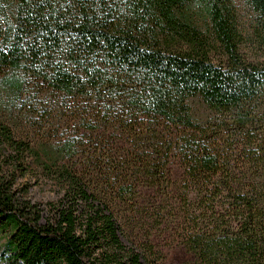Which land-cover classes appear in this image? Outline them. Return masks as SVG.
<instances>
[{"label": "trees", "instance_id": "16d2710c", "mask_svg": "<svg viewBox=\"0 0 264 264\" xmlns=\"http://www.w3.org/2000/svg\"><path fill=\"white\" fill-rule=\"evenodd\" d=\"M231 2L0 0V264H161L138 230L165 211V166L143 136L165 120L197 131L199 101L254 127L264 145V64L240 55ZM244 2L264 47V0ZM90 95L131 142L79 156L67 140L44 161L16 136L17 117L40 122L53 97ZM192 144L186 167L208 203L185 234L190 264H264V181L224 172ZM34 168L58 188L44 210L19 186Z\"/></svg>", "mask_w": 264, "mask_h": 264}, {"label": "rangeland", "instance_id": "374dc122", "mask_svg": "<svg viewBox=\"0 0 264 264\" xmlns=\"http://www.w3.org/2000/svg\"><path fill=\"white\" fill-rule=\"evenodd\" d=\"M230 12L240 39V55L249 62L264 64V47L259 38L263 34L256 16L244 0H232ZM207 23L196 17L195 25L209 40V30H205ZM211 39L209 59L220 64L224 57ZM52 100L40 122L36 116H20L13 123L16 136L30 142L44 161L47 160L45 154H53L67 140H74L79 156L105 145L122 147V143L133 140L120 131V126H114L111 110L108 111L102 96L65 97L63 100L53 97ZM1 104L0 101V110ZM191 112L198 122L197 131L177 127L165 120L163 128L143 136L154 149L153 155L158 156V163H155L165 166V211L161 217L150 216L139 222L138 230L141 237H148L153 243L161 264H190L193 261L184 246L185 234L195 225L208 203L197 199L200 187L186 167V156L194 141L202 153L219 160L224 172L264 181V145L258 148L259 139H255L261 135L254 127L238 126L230 113L214 112L199 101L192 103ZM107 115L110 116L107 118ZM41 175L34 168L20 180L19 186L28 189L26 199L31 204L44 210L47 203L56 200L58 188Z\"/></svg>", "mask_w": 264, "mask_h": 264}]
</instances>
